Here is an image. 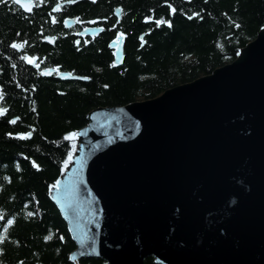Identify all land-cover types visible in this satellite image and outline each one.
<instances>
[{"label": "water", "instance_id": "water-1", "mask_svg": "<svg viewBox=\"0 0 264 264\" xmlns=\"http://www.w3.org/2000/svg\"><path fill=\"white\" fill-rule=\"evenodd\" d=\"M109 46L121 66L123 36ZM86 121L48 188L72 264H264V26L233 61L154 98L93 108Z\"/></svg>", "mask_w": 264, "mask_h": 264}, {"label": "trees", "instance_id": "trees-1", "mask_svg": "<svg viewBox=\"0 0 264 264\" xmlns=\"http://www.w3.org/2000/svg\"><path fill=\"white\" fill-rule=\"evenodd\" d=\"M32 1L29 14L11 0L0 3V264H72L75 246L48 192L73 149L65 137L95 107L154 98L233 61L264 26V0ZM73 17L67 29L64 20ZM90 21L103 31L78 41L79 23ZM118 35L121 66L109 46ZM46 69L56 71L44 76ZM59 72L85 80H61Z\"/></svg>", "mask_w": 264, "mask_h": 264}, {"label": "snow or ice", "instance_id": "snow-or-ice-1", "mask_svg": "<svg viewBox=\"0 0 264 264\" xmlns=\"http://www.w3.org/2000/svg\"><path fill=\"white\" fill-rule=\"evenodd\" d=\"M4 2H5V0H0V3H4ZM68 2L71 3V2H74V0H68ZM11 3L16 4V5H21L22 7H25V9H26L27 11H31V8H30V7H28L27 5H22V4H21V0H11ZM57 10H58V9H57ZM118 11H119V10H118ZM172 11L174 12L175 9H173ZM194 15H197V14L194 13ZM146 19H151V18L148 17V18H146ZM189 19H191V17H189ZM156 23H157L158 26H159L161 23H166V24H168L169 27H171V24H170L168 21H165V20H159V21H156ZM46 39H47V38H46ZM141 39H142V38H141ZM11 46H12L13 48H19V47H22V45H18V44H16V43H13ZM24 59H28V58H27V57H24ZM28 62L31 63L32 61H31V60H28ZM43 74H44V75H49L50 73L47 72V71H45ZM0 99H3V93H2V92H0ZM5 111H6L5 109L0 108V116L4 115ZM10 123L15 124V123H16V120H12V121H10ZM30 135H31V133H28V134H26V135H24V136H21L20 138H21V139H26V138H28ZM74 135H75V134H70L69 136L65 137V139H71L72 136H74ZM33 166H34V167H37V166L35 165V162H33ZM31 215H33L31 212L28 213V216H31ZM0 219H3V216H2V215H0ZM12 223H13V220H12V219H8L7 224H8V225H11ZM6 231H7V229H5V232H6ZM4 238H5L4 235H3V234H0V243H3ZM51 238H52V233H50L48 236L45 237L46 240H49V239H51Z\"/></svg>", "mask_w": 264, "mask_h": 264}, {"label": "flooded vegetation", "instance_id": "flooded-vegetation-1", "mask_svg": "<svg viewBox=\"0 0 264 264\" xmlns=\"http://www.w3.org/2000/svg\"><path fill=\"white\" fill-rule=\"evenodd\" d=\"M66 19H75V22H74V24L73 25H71L70 27H72V26H75L76 25V22H77V18L76 17H73V18H66ZM97 22L96 21H90V22H88V23H79V27H78V29L76 30V36H77V40L79 41V39L80 38H92V37H96V36H98L99 34H97V35H93V36H86V35H84V36H78L77 34L78 33H80L83 29H85V28H88V27H100L99 25H97L96 24ZM70 27H68L67 29H69ZM102 28V27H101ZM103 31V30H102Z\"/></svg>", "mask_w": 264, "mask_h": 264}, {"label": "bare ground", "instance_id": "bare-ground-1", "mask_svg": "<svg viewBox=\"0 0 264 264\" xmlns=\"http://www.w3.org/2000/svg\"><path fill=\"white\" fill-rule=\"evenodd\" d=\"M262 28V27H261ZM259 31V30H258ZM245 46V45H244ZM169 89V88H168ZM98 107H100V106H98ZM96 108V107H95ZM49 192V191H48ZM56 207V206H55ZM59 212V211H58ZM60 214V213H59ZM63 220V219H62ZM71 238V237H70ZM72 240V239H71ZM74 243V242H73ZM75 246V245H74ZM156 264V263H155Z\"/></svg>", "mask_w": 264, "mask_h": 264}]
</instances>
